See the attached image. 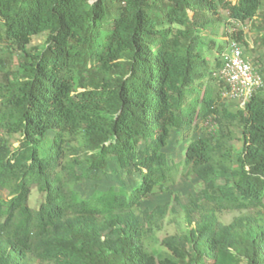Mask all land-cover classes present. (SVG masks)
<instances>
[{
	"label": "trees",
	"instance_id": "16d2710c",
	"mask_svg": "<svg viewBox=\"0 0 264 264\" xmlns=\"http://www.w3.org/2000/svg\"><path fill=\"white\" fill-rule=\"evenodd\" d=\"M231 41L264 77V0H0V264H264V88L223 98ZM91 173L116 178L85 195ZM189 176L187 230L154 254L175 210L143 203Z\"/></svg>",
	"mask_w": 264,
	"mask_h": 264
},
{
	"label": "rangeland",
	"instance_id": "374dc122",
	"mask_svg": "<svg viewBox=\"0 0 264 264\" xmlns=\"http://www.w3.org/2000/svg\"><path fill=\"white\" fill-rule=\"evenodd\" d=\"M232 30H235L236 32L242 31L244 34L245 40H247L249 44V49L256 47L255 45V39H256V30L254 29L253 24L250 22L241 25H235L232 28ZM225 39V38H224ZM224 39H220L219 42H223ZM39 43H42L44 41V38H41L38 40ZM243 47V46H242ZM246 56L251 61L253 60V57H250L248 48L243 47ZM257 55L255 54L254 57ZM214 67L212 64L209 66V71H213ZM234 103H227V105L231 106ZM209 133V129L206 124L200 123L198 130L195 134H193L194 138H199L207 135ZM175 138H178V136L175 135ZM175 138L171 142L170 146L166 150V153L168 157L175 161H180L183 156V151L186 142L178 143L176 142ZM15 146H18L16 144ZM86 175V174H85ZM88 176L87 180L83 182L79 189L85 194L90 195L94 187L93 185L97 184L99 187H109L110 185L114 184V179L116 176L114 174L109 175H101V174H90L86 175ZM125 184L128 186L129 180L125 176ZM201 185L200 181L195 176H189V177H179L174 185L170 186V192L169 193H158L155 195H150L146 201L143 203V209L152 210L156 206L164 205L166 203H169L171 206H173L175 210V214L168 217L166 220H164L159 226L154 228L147 236L146 238V245L148 249L154 253L158 254L161 251H165V248L162 245L163 239H165L168 236L172 235H181L184 234L187 230V225L185 222V213L184 209L186 205L189 203L190 198L192 196H196L197 193L200 191ZM41 201L40 195L37 193L36 190L33 191L31 199H30V206L32 208H38L39 203ZM238 213H225L221 216L222 222L229 224L231 223L235 217H237Z\"/></svg>",
	"mask_w": 264,
	"mask_h": 264
},
{
	"label": "built area",
	"instance_id": "2783aa9c",
	"mask_svg": "<svg viewBox=\"0 0 264 264\" xmlns=\"http://www.w3.org/2000/svg\"><path fill=\"white\" fill-rule=\"evenodd\" d=\"M219 78L226 84L224 99L245 108L255 93L264 88V77L246 57L242 46L231 41L222 55Z\"/></svg>",
	"mask_w": 264,
	"mask_h": 264
}]
</instances>
